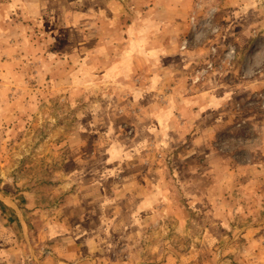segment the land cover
I'll use <instances>...</instances> for the list:
<instances>
[{
  "label": "rangeland",
  "instance_id": "374dc122",
  "mask_svg": "<svg viewBox=\"0 0 264 264\" xmlns=\"http://www.w3.org/2000/svg\"><path fill=\"white\" fill-rule=\"evenodd\" d=\"M234 1L0 0V264L98 258L103 239L69 238L67 172L145 148L169 196L121 241L179 261L216 229L189 264L259 263L243 234L264 232V0Z\"/></svg>",
  "mask_w": 264,
  "mask_h": 264
},
{
  "label": "crops",
  "instance_id": "0c3cea01",
  "mask_svg": "<svg viewBox=\"0 0 264 264\" xmlns=\"http://www.w3.org/2000/svg\"><path fill=\"white\" fill-rule=\"evenodd\" d=\"M258 2L259 1H257V3ZM231 4L234 5L235 1L231 0ZM234 8L243 10L241 3L237 4V7ZM234 8H232V10L230 9V12L234 11ZM147 55H150V53H147ZM145 76H147V74H145ZM134 82H137L136 88L145 87L138 79ZM136 107L142 110L147 106L142 101H133V109ZM136 123H141V121L139 119L136 120L133 124L134 127L139 125ZM137 132L138 130H136L135 134H137ZM135 138L134 135L133 140ZM96 154H98V157L103 158L102 161L100 160L96 165H92V169H90L91 166L87 167L83 164H74L73 170H68L67 172V174L73 173V175H68L67 185L69 188L76 185L73 192L76 191V189L82 190L79 191V193L70 195L71 198L76 199L74 204L80 206V209H72L73 213L79 211V215L76 216L75 219H71L74 221L73 233H75V236L69 235V238L85 237L83 235L88 234L87 237H95L96 239L101 238L104 240V245H100L101 248L98 252L99 257L95 260L90 259V263L87 264H189L191 256L187 254L192 253L194 257H197L199 253L205 251L206 246L209 247L206 249L207 252L212 249V243L217 241V237L220 235V231L216 229H210L205 232L203 237L208 239H204L199 247L187 253H182L179 258L180 262L170 259L162 261L148 259L142 254L143 245L136 248L133 246L132 250L130 248L131 244H129L128 241L124 240V242H122L121 239L123 238L133 237L134 243V240L138 237H146V222L151 220L153 214H155V210L152 211L153 207L157 206L159 203L163 204L165 198L169 195L166 193L167 190L162 184V172L152 170L154 169L153 166H151L154 154L149 152L147 148L143 150H119L115 152V154L109 153V150H103L99 153L96 152ZM114 155H117V157H115L116 159L113 158ZM73 161L77 162L75 159H73ZM152 175L157 179L151 181L150 176ZM110 176H113L112 180ZM166 194L167 196H165ZM196 199L197 197H194L193 202L199 204V201H196ZM72 210H69V213H72ZM66 211L68 212V208H66ZM77 218L81 219V221H89L86 223L89 225L90 232H82L85 223L80 225V223L76 221ZM185 218L186 217H182L181 219V217H179L182 221H185ZM67 219L70 220L68 217ZM261 231V229H247L243 234V237L247 238L248 242H260L256 247L259 252H257L255 256H259V263L251 262L246 256H243L242 259L235 260L226 256L231 252V250H227L215 264H260L261 261H264V246L261 245L263 243L261 239L264 237V232L260 238L258 237V239H255V237L259 236L257 233H261ZM51 236H53V234H51ZM69 238L67 237V240H69ZM206 240L207 242H205ZM75 242L76 240H73L72 243ZM121 243L124 246H119ZM114 245L125 248V250H122L118 255L117 259L111 258ZM244 247L246 246L241 247L243 251L245 250L246 252L247 248L248 252H251L248 246L246 248ZM97 248L98 247H95L94 244H89L88 250L95 252ZM117 250L120 249L117 248ZM68 251L75 253L77 248H70ZM69 264L86 263L77 259Z\"/></svg>",
  "mask_w": 264,
  "mask_h": 264
}]
</instances>
